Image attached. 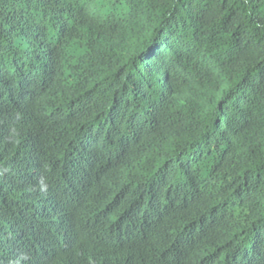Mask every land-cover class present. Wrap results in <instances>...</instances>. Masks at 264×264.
<instances>
[{
  "label": "trees",
  "instance_id": "obj_1",
  "mask_svg": "<svg viewBox=\"0 0 264 264\" xmlns=\"http://www.w3.org/2000/svg\"><path fill=\"white\" fill-rule=\"evenodd\" d=\"M0 264H264V0H0Z\"/></svg>",
  "mask_w": 264,
  "mask_h": 264
}]
</instances>
